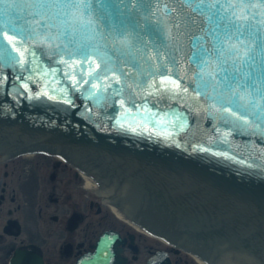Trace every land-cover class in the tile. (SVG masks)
<instances>
[{
  "label": "water",
  "instance_id": "95a60500",
  "mask_svg": "<svg viewBox=\"0 0 264 264\" xmlns=\"http://www.w3.org/2000/svg\"><path fill=\"white\" fill-rule=\"evenodd\" d=\"M169 6L171 17L167 15ZM63 7L67 13L53 9V15L37 17L34 12L40 6L24 0H0V123L42 134L47 142L90 146L155 162L222 195L264 207V122H253L232 106L198 94L189 34L178 32L180 25L172 19L192 17L196 28L191 34L202 36L203 46L210 48L212 40L206 32L213 26L210 12L200 14L193 11L195 4L169 5L168 0L164 4L92 0L88 8L82 4ZM247 7L241 5L234 14L243 25L238 31L245 39L225 41V47L236 53L233 59L237 62L249 58L259 92L264 86V5L254 4L245 15ZM231 15L229 9L225 23ZM25 21L37 31L48 23L47 32L25 42L19 30L12 31L13 25L27 27ZM65 28L74 37H87L98 52L87 54L90 44L76 50L60 37ZM163 31L178 49L175 68L166 55L157 59L154 46ZM125 33L127 37L118 39ZM129 44L139 47L136 55L143 71L123 61L119 67L124 75L114 71L112 64L105 66L101 53L106 48H127ZM142 54L147 55V62ZM161 62L167 65L164 76ZM205 63L200 75L216 82L217 61L211 58ZM223 91L220 87L208 89L212 97ZM234 94L241 97V103L251 104V90L237 88ZM255 104L258 111L264 99L257 95ZM233 106H237L235 102ZM108 255L109 250L97 243L75 264H109Z\"/></svg>",
  "mask_w": 264,
  "mask_h": 264
},
{
  "label": "flooded vegetation",
  "instance_id": "af4514ba",
  "mask_svg": "<svg viewBox=\"0 0 264 264\" xmlns=\"http://www.w3.org/2000/svg\"><path fill=\"white\" fill-rule=\"evenodd\" d=\"M66 152L0 157V264H75L97 243L109 264H206L94 197Z\"/></svg>",
  "mask_w": 264,
  "mask_h": 264
},
{
  "label": "bare ground",
  "instance_id": "6f19581e",
  "mask_svg": "<svg viewBox=\"0 0 264 264\" xmlns=\"http://www.w3.org/2000/svg\"><path fill=\"white\" fill-rule=\"evenodd\" d=\"M4 134H13L15 139L0 143L2 157L35 147L64 149L75 163L95 175H85L86 186L96 185L97 193L120 216L124 214L117 209L121 205L135 224L182 246L206 264H264V216L257 218L238 200L221 205L216 194L186 184L183 175H165L169 176L165 184L172 180L176 186L162 184L157 170L132 156L71 143L60 146L45 141L42 134H21L13 129H0V136ZM179 192L187 193L184 206L169 205L166 196ZM169 213L181 220L168 222L164 215L169 217ZM209 246L218 251H210Z\"/></svg>",
  "mask_w": 264,
  "mask_h": 264
},
{
  "label": "snow or ice",
  "instance_id": "6c2138e0",
  "mask_svg": "<svg viewBox=\"0 0 264 264\" xmlns=\"http://www.w3.org/2000/svg\"><path fill=\"white\" fill-rule=\"evenodd\" d=\"M25 3H31L37 6H40V10L34 12V15L37 17H43L45 15H53V9H59L65 13L68 12V9L63 6L70 5L73 8H77L79 5H83L84 8H88V6L92 3V0H24ZM97 3L100 0H96ZM123 2V0H122ZM135 3V0H133ZM152 3L164 4L165 0H152ZM169 5L181 3L184 5H193L196 7L193 8L194 12H198L200 14H204L206 11L210 12L209 23L213 25L210 29L206 30L207 35L212 40L211 47L203 46V37L196 34L192 35V31L196 28L195 22L192 17L181 16L178 20L176 17H172L173 21L180 25L178 32L188 33L189 38L191 40V48L193 49L192 55L190 57L191 62L194 66L197 67V82L195 84V90L198 94H203L204 99H215L221 105H230L236 111L240 112L243 116H250L253 118V122H264V116L261 114L264 113V106H261L258 111H256L255 97L259 95L262 99H264V86L261 87L259 92L256 91V83L253 82V69L249 58H244L242 61L237 62L235 57L236 53L234 51L229 50L225 47V41H240L245 39L242 32L238 31L243 25L239 24L237 20L234 18V14L236 10L241 6H248L245 12V15H248V9L252 7L254 4L259 3L260 5H264V0H168ZM235 3L236 8H232V4ZM216 4H219L220 7H215ZM215 8V11H211ZM231 12L233 15L229 16L228 22L225 23L224 14L226 12ZM173 9L172 7H168L167 15L169 17L172 16ZM180 12L183 13V8H180ZM60 12H56L55 15H59ZM65 23H67V18L65 17ZM163 26V21H160ZM27 27L23 25H13V33L17 30L20 31L21 38L27 42L28 39H35L40 35H44L48 29V23L43 25V29L41 31H37V29L33 28L29 21H25ZM55 28V24L52 25ZM61 38L66 39L69 44H73L76 46V50L82 51L85 48L86 44L92 45L91 50L87 52V54H96L98 49L94 44H92L87 37H74L73 33L69 28H65L59 32ZM160 40L157 44H155V52L157 55V59L166 55L168 58V64L172 65L173 68L176 67L177 64V52L178 49L170 42L169 37L166 31L163 33H159ZM128 34H123L122 37L118 39H123L127 37ZM2 39V36H0ZM135 49V51H133ZM6 50V49H5ZM137 52H140V49L135 44H129L127 48L121 47H109L106 48L101 56L103 58V62L105 66L108 64L113 65V70L119 72L121 75L124 73L120 70L119 62L123 61L124 63H132L134 67L137 69H141V65L139 63V57L136 55ZM86 54V55H87ZM143 59L147 62V55L142 54ZM211 58H215L218 63V71L216 73V82H213L210 78H205L200 75V70L207 67L205 61ZM229 60L232 63H229ZM166 64L161 62V70L160 74L162 76L166 75L165 68ZM150 70V65H149ZM141 71H143L141 69ZM173 77H176V72L173 71ZM19 79V77H18ZM217 87L223 88L224 91L221 93H217L215 97H212L208 93V89H216ZM239 88L241 91L251 90L252 92V102L251 104L241 103V97L237 94H234V90ZM187 90V89H186ZM226 96H230V99H225ZM233 102L236 103L237 106H233ZM187 120V117L184 118Z\"/></svg>",
  "mask_w": 264,
  "mask_h": 264
},
{
  "label": "rangeland",
  "instance_id": "374dc122",
  "mask_svg": "<svg viewBox=\"0 0 264 264\" xmlns=\"http://www.w3.org/2000/svg\"><path fill=\"white\" fill-rule=\"evenodd\" d=\"M0 129L1 130H4V129H13V131H16V132H20L19 131V129L16 127V126H14V125H7V124H4V123H0ZM22 132V131H21ZM14 134V133H13ZM13 134H10L9 136L8 135H6V134H4L3 136H0V143H2V142H4V144H5V142H9L10 140H12V139H15V136H13ZM22 134H24V132L22 133ZM14 141V140H13ZM103 150V149H102ZM149 166H152V167H155L156 166V170L159 172L158 174L161 176V181H160V183H162V184H165L166 182H164V181H167V178L169 177V176H165V175H172V176H174V177H176V176H178V175H181V174H178V173H176V172H173V171H171V170H168V169H165V168H163V167H160V166H158V165H149ZM164 173H166V174H164ZM164 175V176H163ZM89 176H91V177H95V175L92 173V172H90L89 171ZM163 177V178H162ZM183 180H184V182L186 183V184H190V185H192V186H194L195 187V185L197 184V185H199V186H201V188L202 189H204L205 191H210L212 194H216V202L217 203H219V204H221V205H226L227 203H228V201L229 200H231V199H234V200H238L239 202H241V203H243V204H245L246 206H249L255 213H253V215L254 216H256L257 218H260V217H262V216H264V207H261V206H258V205H256V204H253V203H251V202H248V201H245V200H243V199H240V198H238V197H235V196H232V195H230V194H227V195H222L221 193H218V190L217 189H213L212 187H210V186H207V185H205V184H202V183H200V182H198V181H195V180H193V179H190V178H188V177H183L182 178ZM171 180V179H170ZM191 180V181H190ZM172 181V180H171ZM167 182V184H165V185H168V186H176V184H175V181L174 182ZM89 191H90V193L94 196V197H97V198H99V199H103L104 200V198H103V196L102 195H100L99 193H97V186L96 185H92L91 187H89ZM182 193V194H181ZM169 196V197H168ZM168 196H166V199H167V202H168V204L169 205H172V206H174V205H176V204H180V205H183L185 202H186V199H188V197H187V193L185 192H179V193H177V194H170V195H168ZM105 201V200H104ZM127 202V201H126ZM175 204H174V203ZM107 204H109L108 202H106ZM226 203V204H225ZM112 205V204H111ZM126 206H128V205H126ZM184 206V205H183ZM119 208L121 209V211L124 213L123 215L125 216V217H127V218H131V217H129L126 213H125V208H123L121 205L119 206ZM147 211H148V209H147V207H144ZM156 209V208H155ZM150 213V212H149ZM170 215H169V217L167 216V214H165L164 216H165V218H166V220L168 221V222H178V221H180L181 220V218H179V217H176L175 215H174V213H169ZM132 219V218H131ZM210 251H213V252H215L216 250L218 251V249L216 248V246H209V248H208ZM216 251V252H217Z\"/></svg>",
  "mask_w": 264,
  "mask_h": 264
}]
</instances>
